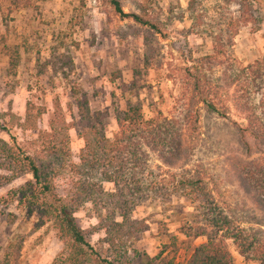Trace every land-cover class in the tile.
Wrapping results in <instances>:
<instances>
[{"label": "rangeland", "instance_id": "obj_1", "mask_svg": "<svg viewBox=\"0 0 264 264\" xmlns=\"http://www.w3.org/2000/svg\"><path fill=\"white\" fill-rule=\"evenodd\" d=\"M119 1L126 14L160 24L150 69L145 65L143 38L138 35L142 27L132 18L117 15L108 0H19V5L16 0H0L1 138L10 141L11 134L20 144L37 140L40 131L48 130L56 103L72 122L78 113L73 91L86 93L93 110L109 112L110 138L117 131V109L129 103L141 105L147 118L162 112L183 121L188 91L185 69L195 59L212 54L211 32L228 34L226 26L236 24L240 8L234 0H200L197 12L204 25L195 27L187 12L189 0ZM248 1L260 23L238 30L231 54L243 66L264 57V0ZM259 86L263 89L256 98L264 100V82L255 88ZM28 103L46 108L34 132L19 127ZM235 121L243 123L235 111L226 120L204 114L198 147L188 165L202 170L221 208L245 226L256 227L264 222V214L245 194L234 169L237 160L249 156ZM70 135L72 160L79 163L84 143L74 130ZM256 157L253 152L249 160ZM30 179L26 176L0 187V264H52L64 250L51 225L38 228L25 209L10 203L9 193ZM104 186L107 191L114 188ZM190 212L192 208L181 197L174 198L166 209L152 204L137 208L135 218L144 220L146 227L132 244L131 264H187L195 249L206 242L183 233ZM76 218L84 230L98 224L90 203ZM104 236L103 232L92 236L98 251ZM228 244L235 264H255L240 256L232 242Z\"/></svg>", "mask_w": 264, "mask_h": 264}, {"label": "trees", "instance_id": "obj_2", "mask_svg": "<svg viewBox=\"0 0 264 264\" xmlns=\"http://www.w3.org/2000/svg\"><path fill=\"white\" fill-rule=\"evenodd\" d=\"M108 2L121 18H132L142 27L138 35L150 69L160 24L126 14L119 0ZM234 2L240 8L236 24L226 26L228 34L211 32L212 54L195 59L185 69L188 91L182 122L162 112L147 118L141 105L129 103L117 109V131L110 138L109 112L93 110L86 93L73 91L78 113L72 122L56 103L48 130L40 131L37 140L20 144L14 135L9 134L10 141L0 137V187L31 176L8 197L11 204L17 202L25 209L29 219H36L38 228L53 227L64 250L52 264H131L132 244L146 227L144 220L135 218L137 208L152 204L166 209L176 197L192 208L183 233L206 239L187 264H235L229 242L247 262L264 264V222L245 226L220 207L202 170L188 165L198 147L203 115L226 120L237 112L243 123H234L249 156L237 160L234 169L243 191L264 214V100L256 98L263 87L255 88L264 82V57L243 66L231 54L239 28L260 21L248 0ZM199 4L200 0H189L187 8L195 27L204 25ZM68 62L72 64L71 59ZM45 114V107L28 103L19 127L37 131ZM72 130L84 143L79 163L72 160ZM253 152L257 157L249 160ZM182 162L183 167L172 170ZM105 184L113 185V190L107 191ZM89 203L98 224L84 230L76 214ZM99 232L105 235L101 251L91 240Z\"/></svg>", "mask_w": 264, "mask_h": 264}]
</instances>
